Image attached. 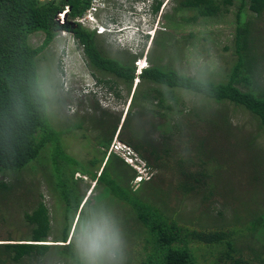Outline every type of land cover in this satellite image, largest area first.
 Masks as SVG:
<instances>
[{
	"label": "rangeland",
	"instance_id": "1",
	"mask_svg": "<svg viewBox=\"0 0 264 264\" xmlns=\"http://www.w3.org/2000/svg\"><path fill=\"white\" fill-rule=\"evenodd\" d=\"M104 1L106 8L95 17L99 25L103 26L104 22V30L111 28V32L99 34L97 28L95 30L91 26L102 54L123 59V62L131 61L132 65L140 58L147 67L152 59L163 67L174 68L186 75L215 82L227 80L236 59L233 39L235 13L241 0L222 3L220 14L196 21L183 18L191 17L193 10L174 14L171 9L173 0H160L158 11L150 18L152 27L156 28L153 37L144 40L140 47H130L125 41L129 30L134 29H128V26L134 25L133 21L138 17L136 6L143 4L144 0ZM171 13L172 21L179 23L177 26L164 16ZM249 16L251 13L247 11L245 17ZM261 21L256 26L264 34V15ZM84 26L89 28L86 21ZM44 37L43 31H34L27 36V43L38 46ZM135 40L132 35L130 43L135 44ZM263 40L264 36L262 43ZM92 70L95 78L101 81L96 84L98 91L95 90V94L85 90L88 83H92ZM37 71L46 95L47 118L54 135L46 147L48 149L52 143L58 142L56 159L53 158L58 166L52 167L49 156L45 158L49 151H45L44 146L35 161L23 169L0 171V183L9 186L8 190L0 193V243L7 242L4 238L8 236L13 239L29 237L23 214L30 211L38 199L45 202L52 220V232L46 242L61 243L53 240L59 237L64 203L56 198L57 193L52 192L50 184H54V177L51 173L50 177L48 172L63 166L71 172L75 169L81 172L73 175L83 198L75 218L83 207L81 217L88 226L83 233L77 232L74 239L76 248L84 254H95L98 253L96 249H104L103 258L99 254L93 255L91 264H99V258L108 264H141L143 252L139 231L142 228L129 206L105 195L102 183L82 174L84 170L73 162V158L83 162L84 158L94 155H98L100 161L104 151L116 162V170L122 176L121 183L133 192L137 191L142 199L156 205L164 200L169 207L165 212L189 226L206 230L221 227L225 231L238 229L231 236L237 252L233 254L242 255L252 264H264V231L257 221L254 227H250L251 222L264 213V127L252 113L230 101L215 102L180 88L173 89L177 100L174 109L164 111L154 104L157 100L152 103L139 96L150 85L159 86L143 81L137 75L138 70H134V78L128 85L112 74L95 69L83 54L78 40L69 32L57 31L37 55ZM168 102L172 101L168 99ZM149 109L159 114L154 116ZM116 123L109 146H102V140L106 138L104 134L108 135V130ZM175 123L180 124L181 133L172 130ZM76 124L81 126L76 128ZM133 145L140 148L136 150ZM123 146L129 155L121 150ZM188 154L195 163L191 165L192 170L198 169L201 159L209 162L206 169L212 175L210 183L213 187L207 200L202 194L184 196L177 188L176 155L186 157ZM87 169L92 170L91 167ZM94 170L98 175L101 168ZM101 191L102 196H98ZM121 227L129 233L120 230ZM190 245L195 248L197 264H226L224 257L217 254L224 245L207 246L194 242ZM113 246L118 249L117 256ZM18 264L71 263L66 258L58 260L55 255L48 254L39 261L32 257Z\"/></svg>",
	"mask_w": 264,
	"mask_h": 264
},
{
	"label": "trees",
	"instance_id": "2",
	"mask_svg": "<svg viewBox=\"0 0 264 264\" xmlns=\"http://www.w3.org/2000/svg\"><path fill=\"white\" fill-rule=\"evenodd\" d=\"M89 2L90 0H60L59 2L49 0L43 3L39 0H0V171L23 169L31 161H35L41 149L52 141L53 127L47 118L46 95L38 78L37 55L56 34L58 28L54 21L56 12L69 6V16L74 19L83 14ZM160 2V0H154L153 12L157 11ZM230 2L231 0H173L171 9L174 14L193 10L191 17L183 18L185 21H196L198 18L217 16L223 9L222 3ZM247 11L251 13L249 18L245 17ZM263 15L264 0L240 1L235 13L233 38L236 59L227 80L215 82L186 75L174 68L163 67L150 59L151 65L139 76L143 81L159 87L150 85L139 94L140 98L152 103L157 100V103H154L156 107L169 112L177 104L173 89L180 88L208 100L230 101L241 106L252 113L258 119L260 126L264 127V40L263 43L261 42L264 34L260 33L256 26V23L263 22L261 21ZM164 16L168 20L173 19L172 13ZM172 22L176 24L175 21ZM178 24L177 22L176 26ZM34 31H43L45 34L43 42L35 47L27 43V36ZM74 34L80 43L84 44V53L89 64L119 77L128 85L131 84L135 73L131 61L123 62V59L102 54L95 42L94 33L80 26ZM168 99L172 102L167 103ZM149 113L154 116L159 114L151 109ZM108 124L106 127L109 126ZM80 126L76 124V128ZM116 126L117 123L108 130V135L104 134L106 138L102 140V146H109ZM171 128L174 132L176 129L181 133L180 124L175 123ZM133 147L136 150L140 148L136 145ZM58 149V142L52 143L51 147L45 149L49 151L45 158L49 156L52 167L58 166L55 160ZM102 153L104 155L100 161L99 156L94 155L91 158H84L83 162L73 158V162L84 170L82 174H88L96 182L102 183V191L105 195H110L115 202L121 201L129 206L134 219L142 228H139L140 240H142L141 252H143L141 264H197V255L193 245H190L191 242L207 246L224 245L217 254L220 258L224 257L226 264H252L242 255L233 254L237 252L232 245L231 236L238 229L232 228L225 231L221 227L206 230L180 223L174 216L165 212V209L169 207L164 200L162 204H153L142 199L137 191L133 192L132 189L123 185L122 176L115 167L116 162L110 154L106 155L104 151ZM200 164L198 169L192 170L191 165L195 163L189 154L186 157L176 155L175 169L178 174L176 184L182 195L202 194L203 199L207 200L212 195L213 186L210 183L212 175L206 169L209 162L201 159ZM62 167L56 170L53 168L54 171L48 172L49 176L52 174L54 177V184H50L53 190L51 191L54 194L57 193L56 198L64 203L59 237L53 240L61 243L46 242V238L52 232V220L47 205L42 199H38L33 203L32 209L23 214L29 228V234H27L29 237L26 239H13L10 236L4 238L7 242L0 243V264H18L32 257L39 261L48 254L55 255L58 260H62V257L66 258L71 264H91L93 260L91 257L98 254L101 255L100 258H103L104 249L103 251L96 249L98 253L95 254H84L76 248L74 239L77 232L83 233L88 226L81 217L83 207L79 216L75 218L83 198L78 190V181L73 175L75 172H81L76 169L71 172L68 168ZM88 167L92 170H88ZM95 168H101L98 175ZM8 189V185L0 183V193ZM102 191L98 196H102ZM74 218L77 225H73L69 237ZM256 221L260 222L264 231V213L259 214L251 222L250 227H254ZM120 230L124 231L123 227ZM113 249L117 256L118 249L115 246ZM256 257L261 260L258 256ZM100 258V263L108 264ZM220 258L218 259L221 260Z\"/></svg>",
	"mask_w": 264,
	"mask_h": 264
},
{
	"label": "clouds",
	"instance_id": "3",
	"mask_svg": "<svg viewBox=\"0 0 264 264\" xmlns=\"http://www.w3.org/2000/svg\"><path fill=\"white\" fill-rule=\"evenodd\" d=\"M99 2H100V4L97 5L96 10L92 11L89 14L90 17L87 16V9L89 8V6H88L81 16L75 17L74 19L70 20V22L72 24H75L76 23V24L84 25L85 24V21H86V23L89 26V28L91 29L92 28L91 26H93L95 28V30L97 28L96 32L99 33V34H101V33L103 34L104 31L111 32L110 31L111 28H105V30H104V27H105L104 22H102L104 27L102 25H99L97 23V19L98 18L96 19L95 14L96 13L97 14L98 13H103V12H99V11H101V9H105L106 8L105 1L104 0H99ZM153 3H154V0H144L143 1V4H139L138 6H136V7H138V10L135 11V12L139 16L135 19V21H133L134 22V25L131 24V25L128 26V29H130V27H133L134 29H130L129 30L130 33L128 35L129 36L128 37V40L125 41V43L126 44L128 43L127 45H129L130 47H140L141 46V43L144 40L146 41V39H149V37H150V39L153 37L154 31L156 29L154 26L152 27L153 20L150 19L152 13H154L153 10H152ZM89 5H90V2H89ZM69 10H70V7L69 6H65L62 10H60L59 12H57V14L54 16V19L56 21H58L59 23H62L63 20H64V17L67 14H69ZM82 16H84V18H83V21L80 22L78 20V18L79 17H82ZM106 17H107V19H109L110 18V15H108ZM146 17L148 18V20L146 19ZM151 21H152V23H151ZM158 22L159 21L157 20V23ZM150 23H151V25H150ZM148 25L151 26L149 29H147ZM121 29L122 28H120L119 31ZM95 30L94 29H91V31H95ZM132 35L134 36V40L136 39L135 40V44L130 43L131 42L130 39H131V36ZM134 63H135L134 70H136V71L138 70L137 75H140L141 72L145 68H147L146 62L145 63H144V61L143 62H140V58L136 59L134 61ZM90 78L92 79V83L91 84L88 83V86L89 87L88 88H85V90L87 92H89V93L92 92L93 94H95L96 93L95 90L98 91V89H96V84L98 82H101V81L99 79L95 78V75L92 72L90 73ZM94 82H95V86H94ZM81 91L83 92V90H81ZM120 148H121V150L125 151L127 155H129V152L126 151V149H125L124 146L123 147H120Z\"/></svg>",
	"mask_w": 264,
	"mask_h": 264
},
{
	"label": "flooded vegetation",
	"instance_id": "4",
	"mask_svg": "<svg viewBox=\"0 0 264 264\" xmlns=\"http://www.w3.org/2000/svg\"><path fill=\"white\" fill-rule=\"evenodd\" d=\"M134 7L136 6V5H133ZM131 7V9H135L134 7H132V6H130ZM158 9L159 8H157V11H158ZM60 11V10H59ZM59 11H57V12H59ZM134 11V10H133ZM157 11H155V12H157ZM57 12H56V14H57ZM155 12H154V14H155ZM136 13V12H135ZM55 14V15H56ZM137 16H139V15H137ZM66 18V19H65ZM54 21H56L55 19H54ZM159 21V20H158ZM112 22H114L113 20H112ZM111 22V23H112ZM56 23H57V25H58V28L56 29V32L57 31H61L62 33H65V32H69L71 35H73L74 37H75V34H74V32H75V30L77 29V28H79V26L81 27V28H84V29H86V30H88V31H90L91 33H93V31H91V29L90 28H88V27H86V26H84V25H81V24H72L70 21H69V14H68V18L65 16L64 17V20H63V22L62 23H59L58 21H56ZM70 25H69V24ZM116 23V22H115ZM56 35V34H55ZM77 40H78V42L80 43V41H79V39L77 38V37H75ZM80 45L82 46V49H83V54L85 55V49H84V44H82V43H80ZM135 61V60H134ZM133 67H134V65H133ZM95 68V67H94ZM95 69H97V68H95ZM97 70H101V69H97ZM93 71V70H92ZM101 71H104V70H101ZM105 72V71H104ZM92 73H94V71L92 72ZM110 74V73H109ZM113 76H115V75H113ZM116 78H118V79H120L119 77H117V76H115Z\"/></svg>",
	"mask_w": 264,
	"mask_h": 264
},
{
	"label": "built area",
	"instance_id": "5",
	"mask_svg": "<svg viewBox=\"0 0 264 264\" xmlns=\"http://www.w3.org/2000/svg\"><path fill=\"white\" fill-rule=\"evenodd\" d=\"M98 4H100L99 0H91V1H90L89 8L87 9V16H88V17H90L89 14H90L92 11L96 10ZM83 18H84V16L79 17L78 20H79L80 22H82V21H83Z\"/></svg>",
	"mask_w": 264,
	"mask_h": 264
}]
</instances>
